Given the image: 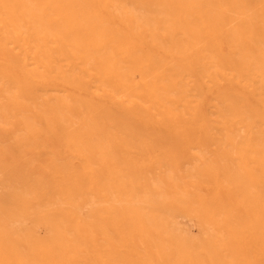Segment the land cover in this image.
I'll list each match as a JSON object with an SVG mask.
<instances>
[{
  "label": "bare ground",
  "instance_id": "1",
  "mask_svg": "<svg viewBox=\"0 0 264 264\" xmlns=\"http://www.w3.org/2000/svg\"><path fill=\"white\" fill-rule=\"evenodd\" d=\"M0 264H264V0H0Z\"/></svg>",
  "mask_w": 264,
  "mask_h": 264
},
{
  "label": "rangeland",
  "instance_id": "2",
  "mask_svg": "<svg viewBox=\"0 0 264 264\" xmlns=\"http://www.w3.org/2000/svg\"><path fill=\"white\" fill-rule=\"evenodd\" d=\"M186 224V226H188V228L190 227L191 228V230H194V228L192 227V225L191 224H188V223H185Z\"/></svg>",
  "mask_w": 264,
  "mask_h": 264
}]
</instances>
